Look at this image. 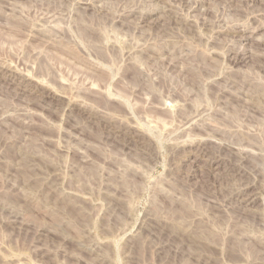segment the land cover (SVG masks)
Returning a JSON list of instances; mask_svg holds the SVG:
<instances>
[{
    "label": "rangeland",
    "instance_id": "obj_1",
    "mask_svg": "<svg viewBox=\"0 0 264 264\" xmlns=\"http://www.w3.org/2000/svg\"><path fill=\"white\" fill-rule=\"evenodd\" d=\"M0 264H264V0H0Z\"/></svg>",
    "mask_w": 264,
    "mask_h": 264
},
{
    "label": "bare ground",
    "instance_id": "obj_2",
    "mask_svg": "<svg viewBox=\"0 0 264 264\" xmlns=\"http://www.w3.org/2000/svg\"><path fill=\"white\" fill-rule=\"evenodd\" d=\"M14 1H15V0H14ZM91 1H92V0H91ZM93 2H94V1H93ZM5 3H6V2H5ZM13 3H14V2H13ZM82 4H83V5H89L90 3H86V2L83 3V2H82ZM90 5H91V4H90ZM92 5H93V3H92ZM93 6H94V5H93ZM95 6H96V5H95ZM97 7H98V6H97ZM93 8H94V7H93ZM153 13H154V12H153ZM143 19H144V18H143ZM142 22H143V21H142ZM221 27H222V26H221Z\"/></svg>",
    "mask_w": 264,
    "mask_h": 264
}]
</instances>
